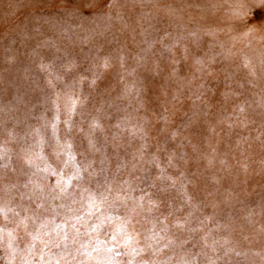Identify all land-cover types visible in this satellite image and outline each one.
<instances>
[{
    "label": "snow or ice",
    "instance_id": "1",
    "mask_svg": "<svg viewBox=\"0 0 264 264\" xmlns=\"http://www.w3.org/2000/svg\"><path fill=\"white\" fill-rule=\"evenodd\" d=\"M121 7L119 0H81L76 6L81 28L86 17L93 18L84 38L86 43L95 42L94 53L84 58L88 61L84 71L90 77L80 75L65 82L52 65L39 64L49 77L51 121L19 132L0 121L5 136L0 143V264H231V254H245L234 246L232 217L220 215L219 203L206 204L189 191L194 180L182 167L189 162L183 149L191 146L199 153V148L181 129L212 114L216 87L223 84L220 111L227 115L217 118L209 130L218 136L220 125L229 131L246 129L254 123L248 109L258 108L262 121L256 139L264 144V85L252 92L254 99L234 103L227 110L233 98L244 95L246 84L258 87L256 65L240 53V64L224 66L222 61H233L238 55L235 44L226 46L211 28L188 27L171 6L162 10L164 17L180 23H165L163 17L144 13L136 20L139 31L131 29L138 51L129 53L124 44L115 54L101 55L105 44L112 43L107 33L114 22L129 27ZM237 7L241 10L237 15L251 14L264 25V0ZM254 31L249 28L243 36ZM247 47L252 48L251 40ZM258 60V79L264 82V50ZM114 66L119 70L120 91L115 97L110 90L107 96H94L98 81ZM241 67L252 79L238 78ZM140 69L157 76L166 73V79L177 85L170 99L164 93L162 111L151 116L149 85L139 75ZM85 81L91 89L87 94ZM90 97L96 101L91 108ZM184 97L190 109L176 125L177 105L183 104ZM118 101L126 103L121 106ZM113 115L115 123L105 124ZM170 141L175 144L171 150ZM204 158L213 166L216 148L211 147ZM219 162L227 165L225 159ZM239 163L247 172L248 165ZM208 207L210 213L205 211ZM254 255L264 262V255Z\"/></svg>",
    "mask_w": 264,
    "mask_h": 264
},
{
    "label": "rangeland",
    "instance_id": "2",
    "mask_svg": "<svg viewBox=\"0 0 264 264\" xmlns=\"http://www.w3.org/2000/svg\"><path fill=\"white\" fill-rule=\"evenodd\" d=\"M100 2L103 3V0ZM119 2L123 5L119 10L129 27L124 28V23L114 22L112 30L107 33V39L112 43L105 44L101 55L108 52L115 54V50L124 44L129 53L138 51L131 39V29L137 28V32L139 31L136 20L144 13H151L157 18L163 17L165 23L171 22L173 25L180 23V19L170 20L164 17L162 10L166 6H171L177 10V17L182 18V22L188 27L199 25L211 28L216 31L218 40L225 42L226 46L235 44L234 51L238 55L233 61H222L224 66L231 65L234 68L236 64H240V53H246L256 65L255 82L258 87L252 89L246 84L244 95L238 99L233 98L227 105L228 112L234 103L254 99L252 92H258L259 86L264 85V82L258 79L260 75L258 57L261 50H264V40L261 39L264 37V25L259 23L258 17L251 14L246 17L237 15L241 11L237 7L239 4L244 3L251 7L253 0H119ZM80 3L81 0H0V121L4 122L3 126L19 132L26 128L29 130L41 128L53 119L51 90L47 84L49 77L47 72L39 68L41 62L52 65L53 71L65 82H70L73 77L80 75L90 77V73L84 71L88 66V61L84 58L90 52L94 53L95 42L86 43L84 38L85 29L92 26L93 18L86 17L87 23L84 28L80 27V13L76 12V6ZM157 7L161 11L158 12ZM249 28H254L255 31L244 37L243 33ZM233 37L236 39L233 40ZM139 39L137 35V40ZM249 40L252 41V48L247 47ZM69 60L73 63L69 64ZM129 64L132 65L131 60ZM118 71V67L115 66L109 69L103 79L98 81L93 95L104 93L107 96L106 90H110L115 97L122 87ZM139 75L145 78L149 85L148 115L151 116L153 111L159 113L165 100L164 93L167 92V98L170 99L176 90V83L167 80L166 73L157 76L140 69ZM237 76L241 79H252L248 77V70L243 67L238 70ZM223 90V84L216 87L212 114L206 118L200 117L186 130L181 129L183 135L188 136L199 148V153H194L191 146L183 149L188 153L189 162L182 167L194 180V185L189 186V191L196 199L209 205L213 202L219 203L222 209L220 215L232 217L231 237L234 246L245 254L241 256L231 254V264H264L261 256L254 255V253L264 255V163H262L264 144L256 139L262 117L258 108L255 112L249 108L248 118L254 123H250L248 128L236 127L229 131L220 125L217 127L219 135L213 134L209 130V125L215 124L220 116L227 115V112L220 111ZM84 91L85 94L91 91L87 81ZM95 102L90 97L89 108ZM117 103L123 106L126 102ZM177 107L178 112L174 119L175 124L180 125L181 121L186 119L183 113L189 111L190 101L184 97L183 104H178ZM110 111L115 114V109ZM153 121L155 122L154 117ZM104 123H115V115L112 121L106 120ZM151 134L153 137L156 136L155 127L151 129ZM242 137L250 139L244 141ZM4 139L0 127V143ZM153 143L155 144V140ZM210 145L216 148V161L211 167L204 158L205 154L211 153ZM9 147L16 146L10 144ZM174 147L175 144L170 141L169 149ZM121 156H124L123 152ZM221 159H225L227 165H221L219 162ZM239 162L248 165L247 172L240 167ZM10 178L15 179L11 174ZM205 211L210 213L212 209L208 207ZM249 215L250 219L247 218Z\"/></svg>",
    "mask_w": 264,
    "mask_h": 264
}]
</instances>
